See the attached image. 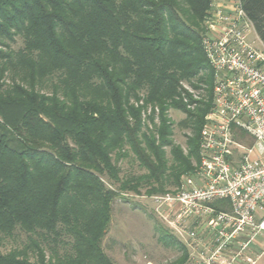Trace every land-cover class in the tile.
<instances>
[{
  "label": "trees",
  "instance_id": "16d2710c",
  "mask_svg": "<svg viewBox=\"0 0 264 264\" xmlns=\"http://www.w3.org/2000/svg\"><path fill=\"white\" fill-rule=\"evenodd\" d=\"M240 3L264 46V0ZM210 8L211 0H0V264H115L102 239L120 190L166 192L191 172L211 101L201 46ZM183 83L202 90L194 109ZM130 100L158 107L154 132L141 131V106ZM170 109L192 133L186 154L172 146ZM128 152L146 173L119 177L116 161Z\"/></svg>",
  "mask_w": 264,
  "mask_h": 264
},
{
  "label": "built area",
  "instance_id": "2783aa9c",
  "mask_svg": "<svg viewBox=\"0 0 264 264\" xmlns=\"http://www.w3.org/2000/svg\"><path fill=\"white\" fill-rule=\"evenodd\" d=\"M201 39L212 72L192 172L151 195L154 211L186 252L177 264L253 263L264 233V46L240 0L214 2Z\"/></svg>",
  "mask_w": 264,
  "mask_h": 264
},
{
  "label": "rangeland",
  "instance_id": "374dc122",
  "mask_svg": "<svg viewBox=\"0 0 264 264\" xmlns=\"http://www.w3.org/2000/svg\"><path fill=\"white\" fill-rule=\"evenodd\" d=\"M216 1L218 2L219 0H214V2ZM193 84L200 88L204 87L201 83L194 82ZM182 87L188 94H186L188 99H186L185 93L182 94L183 103L186 104V108L194 109L196 106L194 102L200 100L202 90L187 83H183ZM139 95L141 99L145 98L143 91ZM132 100L130 101L134 105L139 104L141 106V131L148 134L154 132L155 127L159 125L158 107L150 103L145 104L142 101L134 103ZM184 117L185 114L179 109H170L167 113V118L172 122L173 134L170 137L172 146L180 147L183 154H186L188 147L185 142L187 137L192 136V133L188 129L180 128L178 123ZM163 149L166 158L170 161V146L163 147ZM194 161L191 158L192 167L194 166ZM116 162L120 168L119 177L122 179L130 175L136 176L146 173L131 152H128L126 157ZM104 180L108 186L117 189L118 185L116 183L110 184L106 178ZM164 188L167 189L166 192H174L175 186L169 184L164 185ZM146 189L147 186L142 183L138 193L129 189L120 190L119 195L112 202L111 220L102 239V247L115 264H177L176 260L182 254L181 252L184 251V248L181 249L179 246L167 244L164 236L166 233L172 234L171 230L165 226L155 213V205L151 199L153 194H147ZM164 193L156 192L154 194L161 195ZM172 235L174 236V234ZM174 238L176 239L175 236ZM24 239V235L15 242L8 239L4 242L1 249L6 252L20 245L19 243L22 240L24 242Z\"/></svg>",
  "mask_w": 264,
  "mask_h": 264
},
{
  "label": "crops",
  "instance_id": "0c3cea01",
  "mask_svg": "<svg viewBox=\"0 0 264 264\" xmlns=\"http://www.w3.org/2000/svg\"><path fill=\"white\" fill-rule=\"evenodd\" d=\"M223 1L219 0V2ZM247 254L254 259L253 263H244L242 260H238L235 264H264V233H258L250 240Z\"/></svg>",
  "mask_w": 264,
  "mask_h": 264
}]
</instances>
